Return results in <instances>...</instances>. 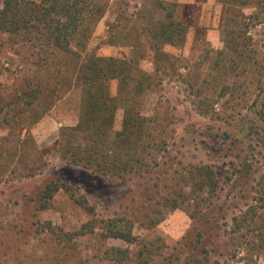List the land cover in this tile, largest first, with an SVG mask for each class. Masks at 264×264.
Segmentation results:
<instances>
[{
    "label": "rangeland",
    "instance_id": "obj_1",
    "mask_svg": "<svg viewBox=\"0 0 264 264\" xmlns=\"http://www.w3.org/2000/svg\"><path fill=\"white\" fill-rule=\"evenodd\" d=\"M101 1L107 9L86 47L74 41L71 51L57 49L37 29L11 33L0 27V264H185L204 246L210 250L205 264H245L257 238L245 227L239 229L235 218H242L264 194V123L252 105L257 94L264 96V72L251 85L258 89L247 93L248 105L226 102L220 115L202 114L192 103L194 96L218 100L217 109L226 99H217L223 90L212 69L216 50L224 45L223 5L178 0L199 4L187 41L184 46L163 44L173 59L153 62L148 28L164 11L149 0ZM252 11L243 9L245 16ZM113 24L125 27L129 38L113 42ZM249 34L264 65V22ZM141 45L146 47L141 65L153 73L155 84L141 99L142 114L150 118L146 148L139 150L146 165L140 173L121 177L62 156L60 129L74 126L81 110V88L75 83L79 65L91 53L138 57ZM243 80L234 90L241 100L249 89L248 79ZM32 88L41 92L27 107L25 95ZM117 88L118 80H111L112 95ZM123 113V108L116 112L115 130L121 128ZM34 114L40 115L36 122ZM14 116L17 123H6ZM241 128L247 133L240 136ZM206 164L215 170L217 188L196 201L190 194L191 173ZM51 180L70 185L91 210L64 189L49 208H40ZM117 216L132 220L134 243L107 237L106 221ZM199 234L205 244L198 242ZM113 247L127 248L128 257H114ZM257 260L264 264V253Z\"/></svg>",
    "mask_w": 264,
    "mask_h": 264
},
{
    "label": "trees",
    "instance_id": "obj_2",
    "mask_svg": "<svg viewBox=\"0 0 264 264\" xmlns=\"http://www.w3.org/2000/svg\"><path fill=\"white\" fill-rule=\"evenodd\" d=\"M218 1L225 9L224 45L216 50L212 69L216 71L214 81L219 85L222 84L220 86L223 91L217 99L223 96H226V99L217 109L218 100L212 101L209 96H194L192 99L194 107L206 115H220L225 109L226 102L238 101L237 104L243 107L248 105L247 93L254 88L258 89L251 88V85H255L253 82L257 74L261 75L264 72V65L257 51L251 48L253 40L249 34L251 27L264 22V0ZM149 2L152 7L164 11L163 18L151 20L148 28L149 51L153 53V62L172 60L173 56L164 51L162 45H185L189 29L193 25L191 23L194 22L193 13L198 11L199 4L197 2L182 3L178 0H149ZM246 7L253 8L247 16L243 13ZM106 9L107 3L101 0H41L40 2L28 1L24 4L21 0H5L0 9V27L11 33H19L24 27L28 31L37 29L38 33L43 34L41 37L57 49L71 51V43L74 41L77 46L86 47V40ZM110 35L113 42L122 41L125 37L129 38L126 28L120 29L119 25L115 24L111 26ZM139 45L138 43L133 47H139ZM145 51L146 47L141 45L138 51L141 54L140 57L102 56L91 53L85 62L79 65L75 83L81 88V110L74 126H62L60 129L58 142H60L62 156L85 167H98L99 170L105 171L104 173L115 172L121 177H127L132 172H141L140 167L146 163L144 155L140 154L139 150L140 146H142L141 151L146 148L144 137L150 120L142 114L141 99L155 85L153 73L148 72L141 65L145 58ZM230 77L235 78L231 80ZM113 79L118 80L115 96L110 90V82ZM243 79H248L247 89H249L245 91L244 96L242 95L241 100V97L235 96L234 90L239 81L244 83ZM257 81H259L258 78ZM40 92V88H32L26 93L24 103L27 107L35 103ZM252 105L255 106L257 120L264 123V96L257 94ZM119 108H123L124 113L121 128L115 130V117ZM39 117L40 115L34 114L33 122H36ZM18 121V116L6 119V123L10 124ZM258 128L259 125L256 124L255 129ZM245 133H247L245 128H241L238 135ZM28 136L32 138L31 133H28ZM126 156L129 158L124 159ZM190 183L192 185L190 194L196 201H199L204 193L207 195L212 193L218 184L214 168L208 164L196 166L191 173ZM61 189L70 192L76 202L91 210L84 196H78L70 185L59 180H51L45 185L40 196V208H49L53 197ZM263 195L257 199V205L251 206L242 214V218H235L239 229L245 227L257 238L248 247L249 258L245 264H259L257 258L264 253ZM106 222L107 237L120 238L128 243H134L137 240L130 218L117 216L109 218ZM198 237V242L205 244L203 234H199ZM111 249L114 257H117L116 255L120 259L128 257L127 248L113 247ZM199 253L197 255L193 252L185 264H205L204 260L209 261L208 246H204L202 253ZM201 254L203 258H200ZM218 264L221 263L218 262Z\"/></svg>",
    "mask_w": 264,
    "mask_h": 264
}]
</instances>
